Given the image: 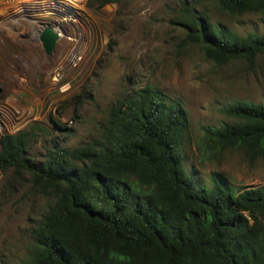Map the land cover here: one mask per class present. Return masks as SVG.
<instances>
[{
    "label": "trees",
    "instance_id": "1",
    "mask_svg": "<svg viewBox=\"0 0 264 264\" xmlns=\"http://www.w3.org/2000/svg\"><path fill=\"white\" fill-rule=\"evenodd\" d=\"M216 7L261 13L264 0H216ZM183 26L185 41L216 64L264 54V33L239 35L192 12ZM222 112L235 122L203 128L200 155L264 156V103L237 101ZM188 126L179 99L145 85L115 100L95 140L47 148L42 161L26 155L30 130L1 136L0 172L27 174L53 199L17 264H264V184L235 192L214 173L209 185H197L181 152Z\"/></svg>",
    "mask_w": 264,
    "mask_h": 264
},
{
    "label": "rangeland",
    "instance_id": "2",
    "mask_svg": "<svg viewBox=\"0 0 264 264\" xmlns=\"http://www.w3.org/2000/svg\"><path fill=\"white\" fill-rule=\"evenodd\" d=\"M191 12L239 35L264 33V12L232 15L220 12L216 0H119L102 7L88 0H0V137L30 130L26 155L42 161L47 148L95 140L116 99L153 85L186 109L181 152L197 185H209L214 173L235 192L264 184V156L227 149L207 158L198 151L203 128L235 122L222 108L264 103V54L252 63L206 59L200 46L185 41ZM47 28L58 35L50 54L40 39ZM52 200L27 174L0 172V264L27 259L30 229Z\"/></svg>",
    "mask_w": 264,
    "mask_h": 264
},
{
    "label": "water",
    "instance_id": "3",
    "mask_svg": "<svg viewBox=\"0 0 264 264\" xmlns=\"http://www.w3.org/2000/svg\"><path fill=\"white\" fill-rule=\"evenodd\" d=\"M42 41L43 49L47 54H50L56 44L58 35L54 33L50 28L45 29L40 36Z\"/></svg>",
    "mask_w": 264,
    "mask_h": 264
}]
</instances>
